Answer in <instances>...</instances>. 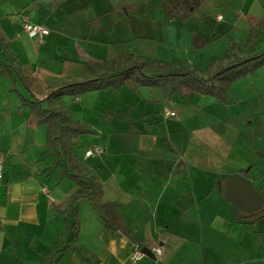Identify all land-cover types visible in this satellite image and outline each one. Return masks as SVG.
<instances>
[{
    "label": "crops",
    "instance_id": "obj_1",
    "mask_svg": "<svg viewBox=\"0 0 264 264\" xmlns=\"http://www.w3.org/2000/svg\"><path fill=\"white\" fill-rule=\"evenodd\" d=\"M23 16L45 27L49 35L32 38L21 25L17 28L13 20L21 23ZM129 20V9L121 0H0V62L19 71L28 84L16 78L0 87V264H42L75 219L79 242L100 264H264V207L247 213L236 205L247 204L243 194L233 202L225 193L226 180L242 175L264 202V64L252 74L236 76L225 103L212 96L169 97L160 89H150L149 99L143 101L139 89L140 103L148 104V112L138 121L130 114L118 118L123 129L97 130L99 143L93 147L104 152L95 156V164L83 171L73 150L79 173L92 177L100 193L94 202L79 200L76 216L69 213L76 183L66 176L58 179L61 167L54 166L48 126L39 123L19 95L44 101V108L69 116V107L84 105L83 98L69 105L49 95L65 83L86 78L87 63L123 64L130 55L153 62L148 54L155 51L150 45L153 36ZM55 25H61L59 33L65 36L52 35ZM126 40H140V45L146 41V51L122 54L117 47ZM229 49L223 58L210 57L205 65L175 55L165 60L156 56L154 61L177 60L207 78L235 60L260 53L257 43L246 55L237 49L230 56ZM166 109L176 117L166 118ZM86 153L83 162L88 164L94 157ZM105 203L118 207L106 217L117 223L112 232L94 208ZM155 247L162 250L160 258L145 254L134 260L135 253ZM53 264L92 263L69 250Z\"/></svg>",
    "mask_w": 264,
    "mask_h": 264
},
{
    "label": "trees",
    "instance_id": "obj_2",
    "mask_svg": "<svg viewBox=\"0 0 264 264\" xmlns=\"http://www.w3.org/2000/svg\"><path fill=\"white\" fill-rule=\"evenodd\" d=\"M201 3L202 0H164L163 5L170 18L186 21L193 17ZM263 24H259L260 27L258 26V29H251L249 42L252 45L258 41L260 30L264 29ZM197 40L195 39L193 47L202 49L204 43L201 39H199L200 41ZM1 43L2 39L0 38ZM262 64H264V51L260 54L234 61L226 68H221L212 76L205 78L193 70L183 67L177 60L170 63L153 61L151 64V61H146L139 57L135 58L133 55H130L126 57L123 64H119L116 60L87 63L86 67L88 68L89 75L86 78L79 82L65 83L55 88L49 95V98L58 99L64 95H71L76 100L84 93L111 90L114 94H118L123 88H129L135 95H138L139 89L147 88L160 89L169 97L178 94L182 98L190 100L196 95L212 96L219 103H225L226 92L231 84L237 80L238 77L236 76H239L241 73L252 74ZM232 66L235 67L229 71L226 70ZM147 67H152V70ZM234 74L236 78L226 81L228 77ZM0 75L12 81L19 78L28 87L24 77L19 71L14 70L11 65L0 62ZM19 99L22 100L24 106L31 107L33 114L38 117L40 124L48 126L49 147L53 153H56L54 166L61 167L58 179L66 176L76 183L77 192L72 197L71 209L69 211L70 214L76 216V208L74 206L79 200L88 199L94 202L100 193L99 187L93 178L82 176L79 173V168L75 163V156L72 155L74 146L77 145L76 142L72 141L85 134L92 133V130L84 124L71 120L65 111L52 107L44 108V101L36 98L33 101L23 100L20 95ZM61 133H64L67 137V143L60 136ZM94 208L101 218L106 221V217L109 215L107 209H111L110 211L114 212L118 207L112 203H105L94 204ZM107 223L109 224V221ZM108 224H106V227L110 232L118 229ZM71 231L73 233L71 239L65 233L58 236L42 264L58 263L69 250L73 251L84 262L100 264V261L94 255H91L78 243V222H75Z\"/></svg>",
    "mask_w": 264,
    "mask_h": 264
},
{
    "label": "rangeland",
    "instance_id": "obj_3",
    "mask_svg": "<svg viewBox=\"0 0 264 264\" xmlns=\"http://www.w3.org/2000/svg\"><path fill=\"white\" fill-rule=\"evenodd\" d=\"M162 3L163 0H121V5L129 9V24L134 25L136 23L137 25L134 26L138 29H146L149 31V34L153 36L150 38V45H153L155 51L148 53L150 56L149 58L153 61L156 56H159L161 60L175 55L176 57L181 56L183 58H189L196 63L200 62L205 65L206 62L212 61L210 57L223 58V55L229 48L227 53L230 56L234 54L237 49H239L243 55H246L248 54V52L246 53L248 47L250 45L253 47L256 43L260 53L264 51V29L260 30L258 41L254 45L249 42L251 29H258L257 27L259 24L264 22V2H262V0H202L201 5L197 8L193 17L186 21L169 19ZM124 10L123 8V15H125ZM220 17L221 19L219 20ZM108 20L109 17L107 15L106 22H108ZM15 21L13 20L14 25H19L17 28H20V25L21 28H23L22 22L20 23L18 19H15ZM53 30L55 31L52 32V35L55 37L65 36L59 33V31L62 30L61 25H55ZM20 32L22 31L20 30ZM195 39H201V41H203L205 46L204 49L193 47ZM141 41L145 43L140 45V40H126V43L121 44L117 48L124 55L128 54L129 51L136 52L137 50H141V52H145L146 41ZM147 48L148 51H150L149 45ZM250 52L252 54L254 51L252 50ZM123 60L119 59V62L123 63ZM147 68L152 70V67ZM233 77H235V74L228 77L226 81H229ZM8 82V78L0 77V87L6 86V83L9 85ZM141 90L143 101H146V99L148 100L150 97V89L141 88ZM144 91L146 92L144 93ZM153 93H157L158 95L159 92L158 90H154ZM118 94H114L111 90L84 93L81 95V99L83 98L82 101H85L84 105L76 104L74 107H69V117L74 120L75 118H78V120L84 119V122L81 124L90 122L88 128L92 130V133L85 134L81 140L78 141L77 147L74 146L80 163L84 165L83 171L86 170L85 167H87V165H93L97 161L94 157L89 160L88 164L83 162L86 151L89 148H93V145L99 143L98 140H96L97 137H94L97 130L101 127L106 130L108 126L111 129H123L124 125L118 118L124 119L125 115L130 114L133 120L138 121L148 112V104L144 102L140 103L141 97L135 95L129 88L122 89L120 96ZM58 99H64L67 104L69 103V105H71L74 97L71 95H64ZM179 101L180 100L176 102ZM131 105H133L134 108L132 111H129L128 109ZM176 107H178V105H176ZM159 117L158 120L161 119L162 121L165 119L162 114L159 115ZM98 120L99 122H96ZM129 125L130 124H127V126ZM93 128H96V131H93ZM139 128L145 127L140 124ZM63 138L66 140L65 135H63ZM110 210L111 209H107V213L113 214ZM75 222H77L76 219L74 220V223ZM106 224L108 223L105 221V225ZM109 226L116 227L117 223L110 222ZM63 233L68 234V236L70 233L73 234L71 228L65 229ZM77 241L83 246L79 242V238Z\"/></svg>",
    "mask_w": 264,
    "mask_h": 264
},
{
    "label": "water",
    "instance_id": "obj_4",
    "mask_svg": "<svg viewBox=\"0 0 264 264\" xmlns=\"http://www.w3.org/2000/svg\"><path fill=\"white\" fill-rule=\"evenodd\" d=\"M234 67L235 66L229 67L226 70L229 71ZM225 193L226 197L233 202L239 200L241 197L240 194H243L242 196L247 198L245 201L247 204L240 205L239 203H236V205L247 213H257L264 207V202L261 196L251 188L249 180L242 175H237L226 180ZM143 252L148 257L154 258L153 253L148 249H143Z\"/></svg>",
    "mask_w": 264,
    "mask_h": 264
},
{
    "label": "built area",
    "instance_id": "obj_5",
    "mask_svg": "<svg viewBox=\"0 0 264 264\" xmlns=\"http://www.w3.org/2000/svg\"><path fill=\"white\" fill-rule=\"evenodd\" d=\"M220 19H221V17L219 18V20ZM22 26H23L24 31L32 38L43 39L45 36L49 35V30H47L45 27H43L41 25H37V24L30 22L26 16L22 17ZM164 116L166 118H175L176 113L166 109L164 111ZM103 152H104V150L101 147L95 146L86 153V157L91 158V157L99 156V155H102ZM2 176H3V168L0 165V180L2 179ZM150 251L157 258H160L162 255V250L160 247H155V248L151 249ZM145 256L146 255L144 252L139 251V252L134 254L133 258H134V260H139Z\"/></svg>",
    "mask_w": 264,
    "mask_h": 264
}]
</instances>
